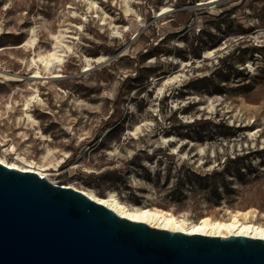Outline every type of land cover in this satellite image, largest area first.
Returning <instances> with one entry per match:
<instances>
[{"label":"rangeland","instance_id":"374dc122","mask_svg":"<svg viewBox=\"0 0 264 264\" xmlns=\"http://www.w3.org/2000/svg\"><path fill=\"white\" fill-rule=\"evenodd\" d=\"M93 1L0 0V46L14 45L0 51L5 146L35 160L67 152L49 171L59 184L132 203L149 193L193 219L252 207L264 222V0ZM59 33L62 63L30 82L33 50ZM86 55L104 59L85 70ZM30 95L33 126L16 122Z\"/></svg>","mask_w":264,"mask_h":264},{"label":"water","instance_id":"95a60500","mask_svg":"<svg viewBox=\"0 0 264 264\" xmlns=\"http://www.w3.org/2000/svg\"><path fill=\"white\" fill-rule=\"evenodd\" d=\"M0 264H264V239L151 227L0 163Z\"/></svg>","mask_w":264,"mask_h":264},{"label":"bare ground","instance_id":"6f19581e","mask_svg":"<svg viewBox=\"0 0 264 264\" xmlns=\"http://www.w3.org/2000/svg\"><path fill=\"white\" fill-rule=\"evenodd\" d=\"M84 4H86L87 9H91L96 7L97 4L93 0H82ZM209 0L208 2H211ZM76 13L72 11L71 16H74ZM114 32H117L116 30ZM54 38V42L51 45L49 50H38L35 52L33 50V55L30 56L28 60V65H33L35 67L33 74L30 76V82L33 79H37L41 77V65L43 70H49L50 67L54 64L55 66H59L64 58V53L66 52L63 49V44L61 43V38L66 37L63 33H59L57 35H52ZM31 41L33 39L31 38ZM30 38L15 45L16 48H22L29 44ZM34 42V41H33ZM14 47V45H12ZM12 46L1 45L0 51L11 48ZM67 49H70V45L65 44ZM215 49H206L203 51V57L208 58ZM103 55H96V56H84L86 61V68L85 70L91 67V62H100L104 58ZM0 76H4L6 80L11 79L10 75L4 73L0 70ZM61 74L58 72H53L51 77L57 78L60 77ZM180 74L172 73L164 80V85L170 84L178 77ZM37 91V89H36ZM37 95H30L25 98L24 102L21 104L22 108H20L21 112L19 115L16 116V122L24 123L25 125H35L37 120L32 116L29 112L30 107L32 106V102H34V98ZM10 106L9 104L7 107ZM23 128V127H22ZM139 129V126H135L134 134ZM39 132V131H38ZM248 134H250L248 132ZM18 135H22V140L27 139L26 133L21 130L18 131ZM40 137L42 140H50L49 137L40 133ZM137 137V136H136ZM168 141V139H166ZM0 146H2V154L0 155V161H3V165L7 166L8 168L18 169L23 172H35L36 174L40 175L47 180L54 182L55 184H59L58 182L54 181L49 177V171L56 170L61 165L63 161H66L68 158L67 152L63 151L61 153V157H55L54 153L51 148L46 147L44 151L41 152L39 156V160H35L32 158L26 157L23 153L16 151V146L14 143H9L5 146V143L2 142L0 139ZM14 155L12 159L9 161L6 159V155ZM110 155H113L112 152H109ZM14 165L15 167H12ZM73 166L72 168H75ZM65 187L74 188L95 202L105 206L106 208L110 209L117 215L134 220L143 222L151 227L165 229L170 231H178L183 232L185 234L189 233H199L205 235H214V236H228V235H242V236H249V237H257L264 239V222L263 214L260 215L257 213L255 208H246V209H230L228 206H218V210H222V213L219 215H212V214H203L193 219L188 216L187 212H180L175 213L172 208H164L159 205L153 200V197L149 194L141 195L143 198L141 203H132L130 201H126L114 191V190H107L103 195L98 194L95 188H79L71 183H63L61 184Z\"/></svg>","mask_w":264,"mask_h":264},{"label":"snow or ice","instance_id":"6c2138e0","mask_svg":"<svg viewBox=\"0 0 264 264\" xmlns=\"http://www.w3.org/2000/svg\"><path fill=\"white\" fill-rule=\"evenodd\" d=\"M0 163H3V161H0ZM12 167H15L14 165H12Z\"/></svg>","mask_w":264,"mask_h":264}]
</instances>
